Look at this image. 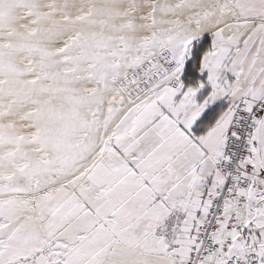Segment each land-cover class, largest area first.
Listing matches in <instances>:
<instances>
[{
	"label": "snow or ice",
	"instance_id": "6c2138e0",
	"mask_svg": "<svg viewBox=\"0 0 264 264\" xmlns=\"http://www.w3.org/2000/svg\"><path fill=\"white\" fill-rule=\"evenodd\" d=\"M0 264H264V0H0Z\"/></svg>",
	"mask_w": 264,
	"mask_h": 264
}]
</instances>
